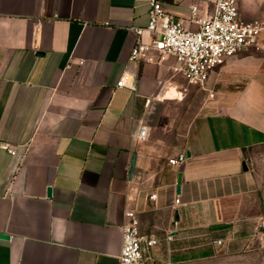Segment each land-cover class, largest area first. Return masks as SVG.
Instances as JSON below:
<instances>
[{
    "label": "crops",
    "instance_id": "1",
    "mask_svg": "<svg viewBox=\"0 0 264 264\" xmlns=\"http://www.w3.org/2000/svg\"><path fill=\"white\" fill-rule=\"evenodd\" d=\"M151 1L0 0V264H118L127 211L142 236L173 233L166 264L217 250L264 264V223L234 204L253 186L246 154L264 148V29L199 88L172 55L130 61ZM157 1L190 30L191 6L207 19L215 3ZM238 9L264 20V0ZM209 228L229 242L201 248Z\"/></svg>",
    "mask_w": 264,
    "mask_h": 264
},
{
    "label": "built area",
    "instance_id": "2",
    "mask_svg": "<svg viewBox=\"0 0 264 264\" xmlns=\"http://www.w3.org/2000/svg\"><path fill=\"white\" fill-rule=\"evenodd\" d=\"M198 13L199 7L192 5L191 22H194L198 28L190 30L185 28L179 19L164 11L157 0H152L147 29L129 28L137 37L130 61L139 64L150 54L159 57L172 55L178 63L175 70L181 73L186 82L203 88L215 69L223 66L246 47L254 45L264 29V20L247 24L239 19L238 0H215L212 13L207 19H200ZM145 31L151 35L149 43L142 41ZM117 87L134 90L135 84L133 81L122 79ZM146 134L147 127L144 126L137 134H133V138L144 139ZM7 150L14 154L12 149ZM186 160V156L180 154L170 158L168 164L179 167ZM155 198V195L150 196L152 200ZM175 202L179 204L180 201L177 199ZM122 232L123 245L118 264H151V250L162 241H173V233L165 239L142 236L137 214L134 211L125 213ZM212 244L214 247H220L223 241L214 239Z\"/></svg>",
    "mask_w": 264,
    "mask_h": 264
},
{
    "label": "rangeland",
    "instance_id": "3",
    "mask_svg": "<svg viewBox=\"0 0 264 264\" xmlns=\"http://www.w3.org/2000/svg\"><path fill=\"white\" fill-rule=\"evenodd\" d=\"M246 157L249 159V163L252 169V190L250 192H247V194L239 197L234 204L238 207H243L244 214L249 216L250 218H253L256 222V225L260 226L264 223V148L250 150L246 154ZM160 221H163V218L152 217L151 219V223L153 224L159 223ZM155 229L157 228L155 227ZM163 234V232L155 233V235H157V238L165 239L168 235ZM218 235L223 237L225 243L229 242L227 236L222 233L216 232V230L213 228H209L205 229L202 232V235L200 236L203 237L199 243L200 247L204 250L212 249L211 251H213V249H215L216 247L213 246L212 242L214 238ZM190 239L193 240L192 238ZM191 240H189L188 242L190 243ZM166 248L167 245L161 242L157 247L151 250L150 255L152 256V264H166L162 260L164 250ZM211 253L212 254L208 257H191L187 259L184 263L180 264H252V254H250L249 252L241 251L238 254L227 255L221 250H217Z\"/></svg>",
    "mask_w": 264,
    "mask_h": 264
},
{
    "label": "water",
    "instance_id": "4",
    "mask_svg": "<svg viewBox=\"0 0 264 264\" xmlns=\"http://www.w3.org/2000/svg\"><path fill=\"white\" fill-rule=\"evenodd\" d=\"M133 166H134V164H133ZM177 183H178L177 193L179 194L180 193V184H181V175H179V179H178ZM47 195H48V197L51 196V189H48ZM9 238L10 237L8 235L0 234V239L9 240Z\"/></svg>",
    "mask_w": 264,
    "mask_h": 264
}]
</instances>
